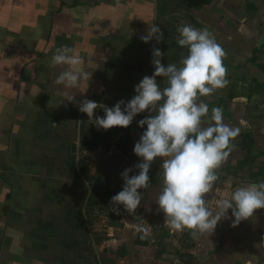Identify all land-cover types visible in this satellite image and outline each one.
I'll list each match as a JSON object with an SVG mask.
<instances>
[{
	"label": "crops",
	"instance_id": "crops-1",
	"mask_svg": "<svg viewBox=\"0 0 264 264\" xmlns=\"http://www.w3.org/2000/svg\"><path fill=\"white\" fill-rule=\"evenodd\" d=\"M238 2L245 10L239 9V17L232 20L230 0H0V264L163 262L167 256L164 243L173 239L174 233H168L157 205L163 186L159 159L154 175L157 182L150 181L147 190H138L144 199L135 216L123 205L119 215L111 210V198L123 188L121 173L138 164L133 147L146 130L138 121L148 112L137 115L126 129L105 131L88 122L78 103L89 99L113 107L120 100L129 101L135 86L155 71L151 63L154 46L164 54L162 64H179L187 49L177 43V28L185 23L208 28L226 51L223 35L226 30L233 32L234 22L239 21L237 63L231 62L233 50L224 60L230 84L200 99L210 110L221 107L225 123L241 128L230 155L233 160L240 162L247 154L244 147L250 140L255 153H264L254 148L259 143L252 140L259 135L264 144V72L257 66L264 65L259 62L260 53L248 59L242 49L243 43L247 44L248 18H258L255 15L261 10L257 3L264 5V0ZM153 23L161 28L164 40L144 43L140 37ZM63 45L75 49L84 60L81 67L92 76L70 90L77 103L60 105L64 97L57 90L63 86L54 81L66 66H53L51 60ZM255 47L258 53L260 44ZM249 63L259 69L260 76L252 75ZM95 116L103 117L104 112L97 109ZM125 136L132 144L122 140ZM237 170L218 171L216 184L221 172L229 180L219 191L217 186L215 194L230 198L228 194L235 188L229 181L241 180ZM134 174L138 171L133 167L129 175ZM213 198L214 192L206 196L207 200ZM210 208L218 211L217 206ZM142 220L151 226L145 239H140L141 233L134 227ZM243 222L235 228H244ZM120 232L129 245L116 249ZM186 233L187 238L179 234L181 241L192 242L189 245L197 241ZM198 237L203 241L208 235ZM224 242L227 249L233 241L225 235ZM139 247L144 250L135 263ZM192 253H177L174 264H193Z\"/></svg>",
	"mask_w": 264,
	"mask_h": 264
},
{
	"label": "clouds",
	"instance_id": "clouds-1",
	"mask_svg": "<svg viewBox=\"0 0 264 264\" xmlns=\"http://www.w3.org/2000/svg\"><path fill=\"white\" fill-rule=\"evenodd\" d=\"M177 32L178 45L187 49L179 64H162L164 54L154 46L151 63L155 71L151 76L145 75L135 86V95L129 101L120 100L113 107H107L84 99L78 107L88 116L90 124L105 131L116 127L126 129L137 115L148 112L138 121V126L144 128L146 125V130L134 145V154L142 160L133 166L138 174L129 175L133 167L121 173L123 188L111 198V210L119 215V206L123 205L129 215L135 216L144 199L138 190L151 186L150 168L159 159L163 186L157 205L164 214V224L171 231L187 230L196 238L211 236L218 223L229 218V210L235 227L252 217L257 209H264V181L236 187L230 199L217 201L215 214L211 210L209 205L215 195L212 200H207L206 196L215 193L218 170L235 151L234 141L241 135V128L225 123L223 109L213 107L210 110L200 98L212 96L230 84L224 65L227 53L208 28L197 29L185 23ZM140 39L144 43L155 39L159 44L164 34L153 23ZM51 63L66 66L54 81L63 86V90H57V94L64 97L60 105L77 103L76 95L70 90L79 88L92 76V72L81 67L83 58L74 48L63 45L56 49ZM157 78H162V82ZM97 109L104 112L103 117H94ZM134 227L141 233L140 239H145L151 226L142 220Z\"/></svg>",
	"mask_w": 264,
	"mask_h": 264
},
{
	"label": "rangeland",
	"instance_id": "rangeland-1",
	"mask_svg": "<svg viewBox=\"0 0 264 264\" xmlns=\"http://www.w3.org/2000/svg\"><path fill=\"white\" fill-rule=\"evenodd\" d=\"M238 1L239 0H237V2L234 0H230V3L232 4L231 8L233 11V13L231 14L232 20H236L239 17L238 16L239 9L245 10L243 5H239ZM249 1H252V0H249ZM249 3L254 4V2H249ZM257 5H258V8L261 10V13L260 15L259 14L255 15L258 18H255V17L254 18L252 17L251 19L248 18V21L250 23H249V29L247 30V40H246L247 44L244 45L245 44L244 42L242 45V49L246 50L248 59L253 58L254 56H259V53H260V56L262 57V59L259 60V62H262L264 65V43H263L264 42V5H262L261 2L260 3L258 2ZM248 14L250 15V12H248ZM234 23H235L234 26L236 27V29H234L233 32L226 30L223 36L228 42L227 43L224 40V43H226L228 50H230V51L226 50V53L229 54V56L231 57V52L233 50L234 57H233V60H231V62L237 63L236 53L238 51H236V49L239 50V48L241 47V44H240V39H239L240 34H239V28H238L239 21H236ZM227 37H229V39ZM258 43L260 44L261 48L258 49V53H257L255 51V48L257 47L255 46L256 45L258 46ZM252 48L254 50H252ZM247 67L251 71L252 75L260 76L258 73L260 72L259 71L260 68L257 69L254 66V64L252 65L251 63H249ZM251 73L249 72V76L251 75ZM252 138H253L252 139L253 141H256V143H259V145H256L254 143L255 144L254 148H257L258 150L260 149L264 150V144H262L263 142L259 139V135L256 137L257 139H255L254 137ZM250 139L251 137L248 140ZM250 141H249L248 146L253 147ZM254 151L250 157H248L247 154H245L243 157L246 156L247 159L245 157L244 160L241 162L233 160L232 156H230L229 160L222 166L220 170H218V171H222L226 169V170L231 171L233 169H238L236 172L237 179L240 178L241 180L237 181L233 178L231 181H229L232 188H236L237 184L244 186L251 182L259 183V182L264 181V174L259 173L264 170V155H261V153L257 154L255 153L256 151L255 152ZM257 170H259L257 172L258 174L255 173V171ZM159 172H162V171L159 170ZM224 174L225 172H221V176H220L221 183L219 182L218 184H216V187L217 186L219 187V188L217 187L218 191L221 190L220 188H222L221 184L229 180L228 178L226 179V176ZM253 174H257V175H253ZM214 195H215V198L219 200L223 199L222 196L219 197V195L215 193ZM228 196H231V192H229ZM225 199H230V198H225ZM210 206L214 210L215 207L217 206V201L215 202L212 201ZM216 211L217 210H214L213 213L215 214ZM228 216H229L228 219L221 220L218 223L214 233L211 236H208L204 240L202 237L203 241H200L199 240L200 237H197V241H195L191 245H189V243H192V242L187 241V240L181 241L182 239L179 238V234L183 233V235L185 236L187 234L186 233L187 230H185L184 232H178V234L176 235L175 234L176 231H171L168 229V233L169 232H170L169 234L174 233L172 234V236L174 237L173 239L171 240L169 239L168 242L164 243L166 245L165 251L167 252V256L164 259H162L163 262L160 264H174L175 255L177 253L179 254V252L181 251L183 252L184 250H189L193 252L192 253V256H193L192 263L193 264H264V210L263 211L257 210V212H255L252 217H250L247 220H242L241 222L245 221L243 222L244 228L241 227L242 229H238V230L237 228L230 225L233 223L231 221L232 219L231 210L228 211ZM164 219L165 218H163V220ZM236 233H240L242 237L239 239ZM118 235L121 238H119L118 243L116 244L117 245L116 249L122 248L125 245H129L128 243L126 244V242L124 241L126 236H124L122 232H120V234ZM225 235L226 236L228 235L230 240L233 241L232 243L227 244L228 246L226 245L227 249L224 248L225 247V242H224ZM129 237L132 238L133 236L129 234ZM234 238L237 240L234 241ZM219 242L221 243L220 247H218ZM154 246H155V243H152L151 247L153 248ZM143 250H144V247L143 248L139 247L138 250H136V252L135 250H133L135 252V256H134L135 263L137 262V260L138 261L140 260V256L142 255ZM160 250L163 251V248ZM157 253H158V249H157ZM249 258H253V259L249 260Z\"/></svg>",
	"mask_w": 264,
	"mask_h": 264
},
{
	"label": "trees",
	"instance_id": "trees-1",
	"mask_svg": "<svg viewBox=\"0 0 264 264\" xmlns=\"http://www.w3.org/2000/svg\"><path fill=\"white\" fill-rule=\"evenodd\" d=\"M251 61H253V60H251ZM258 66V68H260L263 72H264V67L262 66V65H257ZM124 142H127V143H130V144H132L131 143V139H130V137L129 136H125V137H123V139H122ZM132 147H133V145H132ZM244 148H246V150H247V156L248 157H250L251 156V154H250V151L252 150V147H244ZM133 149H134V147H133ZM124 154V153H123ZM262 155H264V153H261ZM135 158H136V160H137V163H140V162H142V160H141V158H139V157H137L135 154L133 155ZM246 157V156H245ZM245 157H243V159L241 160V161H243L244 160V158ZM246 159H247V157H246ZM158 160V159H157ZM240 161V162H241ZM157 164H158V161H156L155 163H153L152 164V166H151V168H150V172H149V176H150V181L151 182H157V178H155V170H156V167H157ZM138 171V170H137ZM261 173V172H260ZM262 174H264V172L262 173ZM221 246V244L220 243H218V247H220ZM118 255V254H117Z\"/></svg>",
	"mask_w": 264,
	"mask_h": 264
},
{
	"label": "water",
	"instance_id": "water-1",
	"mask_svg": "<svg viewBox=\"0 0 264 264\" xmlns=\"http://www.w3.org/2000/svg\"><path fill=\"white\" fill-rule=\"evenodd\" d=\"M250 154H251V155L253 154V151H252V150L250 151Z\"/></svg>",
	"mask_w": 264,
	"mask_h": 264
}]
</instances>
